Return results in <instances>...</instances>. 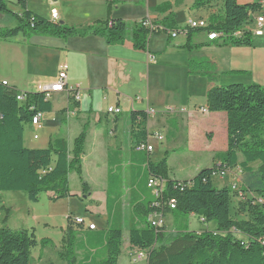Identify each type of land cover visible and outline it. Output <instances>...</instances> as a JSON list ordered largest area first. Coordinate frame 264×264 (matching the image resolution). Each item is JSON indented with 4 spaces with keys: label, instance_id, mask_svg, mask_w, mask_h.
Masks as SVG:
<instances>
[{
    "label": "trees",
    "instance_id": "trees-1",
    "mask_svg": "<svg viewBox=\"0 0 264 264\" xmlns=\"http://www.w3.org/2000/svg\"><path fill=\"white\" fill-rule=\"evenodd\" d=\"M211 1L194 0L193 7L200 8ZM18 3L24 10L14 13L7 8L5 0H0V14H10L19 21L12 28L0 27L1 40L19 34L26 38L34 35L61 38L97 35L103 37L107 44H123L129 39L133 48L148 51L151 34L179 29L172 13L162 19L163 28L150 29L140 21L128 32L122 19L108 17L77 27L63 21L48 20L26 9L27 0H18ZM164 6L165 11L169 5ZM257 14L264 17V7L261 8L256 1L241 4L237 0H222L221 9L209 14L206 27L187 29V46H196L190 42L192 33L205 31L219 33L216 40L221 45L253 47L250 28L254 24L253 16ZM238 31L241 34L235 35ZM214 66L212 60L190 59L188 73L200 74L214 82L210 74ZM20 92L15 86L0 81V192L24 191L28 200L34 203L39 201L42 193H47L51 200L56 201L71 196L68 176L75 172L81 180L83 192L87 193L88 184L81 176L87 127H83L71 145L63 136L57 135L49 139L46 148L26 147L24 126L31 123L37 112H50L52 104L44 93L36 91L23 92L24 100L18 101L16 96ZM206 106L210 112H225L228 122L227 149L214 154L211 167L198 171L190 180L171 179L168 175V153L151 162L150 152L145 150L138 152L139 162L130 167L129 204L132 214L128 241L132 248L145 252L147 264H264V85L232 83L212 86L206 93ZM248 115H253V119L244 126L243 134L238 138L236 129L231 130L238 124V118ZM147 120L148 115L144 111L130 112L134 147L148 139ZM175 132L170 133L174 135ZM120 153L118 150L108 155L107 227L91 231L81 239L75 230L81 225L68 216L59 251V257L66 264H117L123 244L124 179ZM234 167L241 170L238 190L245 195L238 202V212L244 214L239 219L230 214L231 198L237 197V191L227 186L217 188L212 181L215 173L222 174ZM152 177L163 180L161 193L157 184V194L148 187L150 180L156 183ZM172 199L174 208L169 206ZM153 213L163 216L172 213L175 217L173 231L167 232L163 225H150ZM189 215L215 226L200 231L190 230L187 221L181 222ZM49 243L47 238L38 240L32 229L0 227V264H31L32 249ZM94 243L96 253L88 252L79 258V251L92 247Z\"/></svg>",
    "mask_w": 264,
    "mask_h": 264
},
{
    "label": "crops",
    "instance_id": "crops-1",
    "mask_svg": "<svg viewBox=\"0 0 264 264\" xmlns=\"http://www.w3.org/2000/svg\"><path fill=\"white\" fill-rule=\"evenodd\" d=\"M165 4H168L169 7L164 11ZM193 4L194 0H73L72 4L68 6V9L64 6H52L50 8V12L51 9L57 10V21H63L67 25L85 27L93 24L96 21L105 20L110 17L112 19H122L126 25L128 32L132 30L136 23H139L142 20H150L153 24L156 25L157 28H163L161 26L162 19L165 18L168 14L172 13L174 15L176 26L179 29L166 30L161 33L151 34L148 38V51H142L133 48L129 39H127L123 44H107L103 37L97 35H86L83 37L74 36L68 38L53 37L47 35H34L30 38H27L26 45L28 47L36 48V53H33L32 55L34 57L33 60H31L32 65L39 67L41 66L40 61L44 60V62L42 63H45L47 60H51L52 64H54V68L56 67L55 70L57 72H55L54 70L55 74L52 77H47L50 78V80L48 81L44 80L36 82L34 79H27L25 86L32 85V87L30 88L35 92L36 86L39 83H47L53 81L57 77L59 67L61 65H66L67 86L69 88L78 87L79 90V100H75L72 93L69 91L52 93L49 98L52 104V109L50 112H45L43 114L42 121H44H41L40 125H44L46 118L53 115L56 117L59 113L58 117L60 123H58L56 126L57 133H55L54 136H63L61 135V132L63 129H65L64 127H69V125H72L71 123L73 122H71V119L80 118L82 125L79 128L78 133L70 141L63 136L67 140L68 144L71 145L73 139L80 133L84 126L87 127L88 134L91 125H93L94 123L104 124V128L96 127L93 131L92 136H89L87 149H99L103 143H108L110 146H112V148H110L106 154L105 161L101 162L102 168L97 170L95 174V186L92 187V185H90L82 177V179L88 184L89 188L87 193H84L81 188V193L79 195L90 201V208L94 209V211L98 213V218L99 220H101V223H96V221L92 219L86 221L84 217L77 216L84 218L86 225H88L89 223L95 224V229L93 230L88 229L87 226H79L75 228L81 239H85L86 234L91 231H101L105 230L107 227L106 190L108 184V155L118 150L121 152L119 157L121 159L122 176L124 179V195L122 198V225L124 223V217L127 218V224L129 225V219L132 214V210L129 204L130 167L139 162L140 156L138 155V152L142 151L137 149L135 150L133 144V139L131 137L130 112L133 110L146 112L148 108L155 109L154 106H159V101L156 97L160 96L162 92H164L163 90H165L166 92H170L171 87L176 88L177 86L176 76L174 75V73L170 74L172 71H181L183 83L184 81H186L187 83L192 82L193 84L202 82V85L205 86L204 91H208L210 87L215 86L214 82H209L204 76L200 77L198 75L195 76L189 74L188 62L190 59L204 58V54H206L204 50L209 49L211 45H215L220 49L227 46L221 45L217 40H209L207 37L208 32L203 31L199 33H192L190 42L191 44L196 46L189 48L187 46V35H177V33H179V30H182L181 27L185 25L188 20L197 18L193 16ZM209 5L210 4H208V6ZM109 8L110 12L108 11ZM69 9H72L73 11H69ZM97 9L101 10V12L98 11V13H95L97 12ZM185 9L190 10L192 14L188 16V19L180 21L179 12ZM50 12L49 15H46V17H44L45 15H38L52 20ZM213 12L216 11L211 10L208 15ZM205 17H207V15L198 16L199 19L204 20ZM172 32H176V36H171ZM9 40L10 39L2 41L7 42ZM176 54H181L182 57L181 62H179L178 64H176V62L178 61L173 60H168L166 62L162 61L165 56H174ZM37 71H39V69L36 70V72ZM158 73L160 74L163 85H158L157 83L153 84V81L157 78ZM164 78L168 83H164ZM0 81H6L9 86H15L16 88H18L15 80H8L6 78H3ZM18 90L21 92H26L28 89L26 87V89ZM53 96L61 97V102H58L56 104L57 106H55L54 102L52 101ZM186 99V102L190 104V107H183L185 109L183 112L186 111L184 114L180 113L181 108H174V113H161V111H157L156 109L155 110L157 112H160L162 115L167 116V118H162L164 120L161 122V126L163 129H167L168 134L172 131L178 132L182 127L181 123H183L187 126L186 132H188L190 137L194 138V136L197 137V135H199L200 129H212V127L206 124L207 117H205V115L208 113L216 115V113L220 112L208 111L206 100L205 103L198 104L196 103L197 99L194 97V95L192 98L187 97ZM104 102L107 103L106 111L103 110L104 105H102V103ZM198 106H201V110H198ZM109 107L119 108L120 113H108L107 109ZM203 109H206V111L203 112ZM150 116L153 115L148 116L147 125H149L148 123L150 122ZM177 117H182L184 118V120L179 123L176 120ZM220 121L221 123H223L224 127L223 139L221 141L216 140L214 134L211 140H207L205 137H203L202 133L199 140L189 141V144L191 145V151H204V146L199 149V142L202 141L203 144L206 145V150L210 152L209 154L214 160V154L216 152L225 151L227 149V116L221 117ZM124 125L126 126L125 128H130L129 132L126 134V136H128V139H130L129 144L127 145V153L125 152L126 147L121 143L123 139L121 137H123V134L120 131L123 129ZM29 126H31L34 131L35 127L31 124H29ZM34 135L37 134L33 132L32 139H35ZM51 137L53 136L49 135L48 140ZM23 139L24 145L26 147L33 148L32 146H28L25 144V130ZM32 139L29 138L28 141L30 142L32 141ZM36 139H38V135ZM87 149L86 153L84 147L82 160L86 158L93 159V156L89 155ZM151 154L152 153L150 152L149 160L151 162H156L152 160ZM239 160H241V157H239ZM92 162L100 161L95 158ZM193 176H190L188 179L177 180H190ZM79 181L81 185L80 178ZM79 195L71 193L70 197L76 196L79 198ZM46 196L47 200L51 203H56L58 202V200H62L58 199L56 201H53L50 198V194H46ZM70 197H67L65 199H69ZM124 198L127 199V204L129 207L127 217L123 210ZM68 216L73 217L72 213L69 212L65 216L66 220H64L63 224L59 225L58 227V243H56V241L49 235L43 237L50 240V243L47 245H58V247H56L54 251V253L57 254L58 257L62 245V238L67 227ZM242 216L244 217V214H242ZM44 225L46 227H57V225H55V223L53 222L51 224L45 222ZM47 245L41 248L45 249ZM96 248V244L94 243L92 247H86V249H84L83 251H79V258L83 257L88 252H90L91 254H95ZM34 249H32L31 264H46L44 263L42 258V250H40L39 254L34 255ZM136 251L137 249L132 248L128 240L126 242L123 241L117 264H127V260L129 261L128 263L137 264L138 262L142 261V259H144V264H147L146 256H143L141 259L134 260L133 256ZM59 259L61 258L59 257ZM63 263L66 264L65 262Z\"/></svg>",
    "mask_w": 264,
    "mask_h": 264
},
{
    "label": "rangeland",
    "instance_id": "rangeland-1",
    "mask_svg": "<svg viewBox=\"0 0 264 264\" xmlns=\"http://www.w3.org/2000/svg\"><path fill=\"white\" fill-rule=\"evenodd\" d=\"M73 0H27L26 9L40 14V15H49L50 8L52 6L56 7H65L68 9V6L72 4ZM241 4L247 2H254L256 0H237ZM7 8L14 13H21L24 8L18 3V0H5ZM238 2V3H239ZM222 7V0H212L210 5L206 4L200 8H193V16L197 17L194 20H198V16H205V20L208 23V13L212 10L219 11ZM66 9V10H67ZM192 10V9H191ZM69 11H73L69 9ZM101 12V10L97 9ZM192 13L190 10H183L179 12V20L183 21L188 19ZM262 14H257L253 16V19L261 16ZM48 19V18H47ZM49 20V19H48ZM19 21L16 17L11 16L10 14H0V27L12 28L18 25ZM254 24L250 31H253ZM186 24L181 28L184 29ZM203 31H196V33ZM186 36V33L182 32L181 29L177 35ZM253 38V47L249 46H227L220 49L215 45H211L209 49H205L204 58L201 60H213L215 62L214 68L210 70L211 77L214 79L215 86H226L232 83H241V84H250V83H259L264 85V36L257 37L252 34ZM27 38L22 34H19L15 37L10 38L9 41L0 40V80L6 78L8 80H15L17 89H26L29 92H34L32 85L25 86L26 80H35L37 81H48L55 72L54 64L51 60H47L45 63L44 60L40 61L41 66H33L31 60H33V53H36L35 47H28L26 45ZM209 57V58H208ZM181 54L179 55H168L163 58L162 61L166 62L168 60L178 61L176 64L181 62ZM168 63V62H167ZM36 72V70H38ZM55 70V72H54ZM231 70V71H230ZM234 71V72H233ZM241 71V72H236ZM176 76V88H170V92H162L160 96H157L159 101V106H154L157 111H163L166 107H173L175 109L188 108L187 97L192 98L193 95L197 99L198 104L205 103L206 93L205 86L202 85V82L199 83H187L182 81L181 71H172L170 74ZM203 77L200 74H194ZM166 77V76H165ZM206 78V77H205ZM207 79V78H206ZM157 83L158 85H163L158 73L157 78L153 81V84ZM164 83L166 82L164 78ZM25 87V88H24ZM162 87V86H160ZM168 89V88H167ZM204 91V92H203ZM52 101L55 106L58 102H61L60 96H53ZM161 103V104H160ZM95 105V103H94ZM104 105L103 110L106 111L107 103H102ZM198 110H201V106H198ZM186 112V111H185ZM180 112V113H185ZM205 112V111H203ZM59 115V113H58ZM58 115L55 117L50 116L46 118L44 125L40 127L33 128L29 125H25V144L32 146L33 148H46L48 146V137L49 135L54 136L57 133L56 126L60 123ZM158 112L155 116H150L149 122L146 127L149 132V139L152 145H154L153 152L151 151L152 160L157 161L164 157L165 153H168L167 164H168V175L170 178L176 179H188L190 176L195 175L198 171L209 168L213 165V159L210 156V152L206 150V145L202 141L199 142V149L204 146V151H191V145L189 141H197L200 139V135L203 133V137L207 140H211L215 134V139L221 141L224 137V127L221 123V117L227 116L225 112H220L212 114L208 113L205 115L207 117L206 124L212 127V129L201 130L197 137H190L187 130V126L181 123V129L178 132L167 133V129H163L161 122L164 120L162 118H167L166 115H162ZM173 115V114H170ZM253 119V115L241 116L237 119L238 124L236 127H233V130L236 129V135L239 138L243 134V129L246 124H248ZM73 123L69 127H64L61 135L66 137L69 141L78 133L79 128L82 125L80 118L71 119ZM179 123L184 120L182 117H177L176 119ZM44 121V120H43ZM42 121V122H43ZM125 121V120H124ZM76 122V123H75ZM104 124L94 123L89 129L87 134L85 152L87 149L88 138L92 136L94 129L104 128ZM120 131L123 134L122 144L126 147L125 152H128L127 145L129 144L128 136L126 134L129 132L130 128H125ZM36 133L38 139H32V134ZM162 134L163 139L158 140L154 135ZM107 134V133H106ZM111 137V136H110ZM31 138L32 141H28ZM205 139V140H206ZM227 139H228V122H227ZM92 145V144H91ZM90 145V146H91ZM112 148L108 143L102 144L99 149H87L90 156H93V159H97L100 162H92L93 159L86 158L82 160V177L85 179L92 187L95 186V174L97 170L102 168V163L105 161L106 154L108 150ZM137 148L135 147V150ZM87 153V152H86ZM95 154V155H93ZM95 156V157H94ZM105 165V163H104ZM212 181L215 187L222 188L224 186L231 187L232 185L240 186L241 182V170L239 167H234L224 174H219L218 172L212 176ZM105 183V175H104ZM69 187L72 194L79 195L81 193V185L79 177L75 172L69 174ZM152 189V188H151ZM47 193H42L39 196V201L34 203L28 200L27 195L24 191H1L0 192V227H8L13 230L19 229H32L35 233V236L38 240L43 237L51 236L56 243L58 240L59 225L63 224V221L66 220V215L71 212L73 217L82 216L88 221L92 219L96 223H101L99 220L98 213L94 209L90 208V201L86 198L79 195V198L76 196L70 197L69 199L58 200L56 203H51L47 200ZM238 197L232 196L230 202V214L233 218L239 219L243 218L242 214L238 212ZM104 206V200H103ZM123 210L128 216L129 207L127 204V199L124 198ZM172 213H168L164 216V229L167 232L173 231L175 227V219ZM187 221V222H186ZM55 223L57 225L54 227H46L44 223ZM123 237L122 240L126 242L128 240V222L127 218L124 217L123 221ZM182 223L186 222V225L190 230L200 231L202 229H212L215 224L208 223L204 224L200 222L195 216L189 215L187 219L182 220ZM180 222V223H181ZM177 225V224H176ZM41 245H38L34 250L33 254H39L42 250V258L46 264H64L62 259H59L58 255L54 253L58 245H47L45 249L41 248ZM124 253V252H123ZM126 260V259H125ZM127 264H134L128 263ZM137 264H144V259L138 262Z\"/></svg>",
    "mask_w": 264,
    "mask_h": 264
},
{
    "label": "built area",
    "instance_id": "built-area-1",
    "mask_svg": "<svg viewBox=\"0 0 264 264\" xmlns=\"http://www.w3.org/2000/svg\"><path fill=\"white\" fill-rule=\"evenodd\" d=\"M256 2L260 5L261 8L264 7V0H256ZM51 19L53 21H57L58 19V12L56 9H51ZM141 23L150 28L153 29L155 28V24H153L150 20H142ZM254 24H260V31H251V33L257 37H261L264 35V22H263V15H261V19H254ZM208 25L207 21L204 19H198V20H194V19H190L188 20V22L186 23V27L184 29H182L181 31L186 33L188 28H204ZM241 32L238 31L235 33V35H240ZM171 36H176V32H172ZM220 34L217 32H211V37H208L209 40H216L217 38H219ZM66 72H67V66L66 65H61L59 67V71L57 74V77L50 82L47 83H39L36 86V92H42L45 94L46 98H50V96L52 95V93L54 92H62V91H69L72 93L73 98L75 100H79V90L78 87L76 88H69L67 86V81H66ZM3 84L8 85L6 81H2ZM18 101H23L25 96L23 92H20L17 94L16 96ZM185 109L181 108L180 111L183 112ZM202 111H206V109H203ZM108 113H114V114H119L120 113V109L119 108H112L109 107L107 109ZM174 113L175 109L172 107H166L163 111H161V113ZM148 116L149 115H156L158 112L153 109V108H148L145 112ZM43 114L42 112H37L36 115H34L32 117L31 120V125L34 127H40L42 118H43ZM150 135V134H149ZM158 140H162L163 136L161 134H155L154 135ZM34 138H37V135H34ZM137 146H145V151L147 152H151L153 150V145L149 142V136L146 142L138 144ZM224 174V173H222ZM221 174V175H222ZM151 179H155L156 180V184L159 185L160 188V193L162 191V187H163V180L158 179V178H154L152 177ZM232 189L237 191V197L239 199H243L245 197V195L243 194L242 191L238 190V187L236 185H232ZM169 206L171 208L175 207V201L172 199L169 201ZM150 218L153 219V226L154 227H159L162 226L164 223V216L162 214H158V213H153L152 215H150ZM73 221L81 226H90V225H95L94 223H89L88 225H86L85 219L82 217H72ZM143 256H146L144 251L138 252V253H134V260H138L141 259Z\"/></svg>",
    "mask_w": 264,
    "mask_h": 264
},
{
    "label": "bare ground",
    "instance_id": "bare-ground-1",
    "mask_svg": "<svg viewBox=\"0 0 264 264\" xmlns=\"http://www.w3.org/2000/svg\"><path fill=\"white\" fill-rule=\"evenodd\" d=\"M255 19H261V16L256 17ZM263 22H264V17H263ZM253 31H260V24H255V27H254ZM207 37H211V32H209L207 34ZM136 148H137V150H145V146H138ZM148 187L153 188L154 194H157L155 181L150 180L148 182ZM149 223H150V225L153 226V219L152 218L149 219ZM87 228L90 229V230H93V229H95V225L87 226ZM138 252H140V250H137L135 253H138Z\"/></svg>",
    "mask_w": 264,
    "mask_h": 264
},
{
    "label": "water",
    "instance_id": "water-1",
    "mask_svg": "<svg viewBox=\"0 0 264 264\" xmlns=\"http://www.w3.org/2000/svg\"><path fill=\"white\" fill-rule=\"evenodd\" d=\"M62 22V21H61Z\"/></svg>",
    "mask_w": 264,
    "mask_h": 264
}]
</instances>
